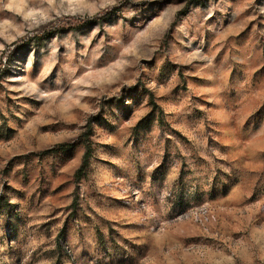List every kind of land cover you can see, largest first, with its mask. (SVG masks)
Segmentation results:
<instances>
[{
	"label": "rangeland",
	"instance_id": "374dc122",
	"mask_svg": "<svg viewBox=\"0 0 264 264\" xmlns=\"http://www.w3.org/2000/svg\"><path fill=\"white\" fill-rule=\"evenodd\" d=\"M0 264H264V0H0Z\"/></svg>",
	"mask_w": 264,
	"mask_h": 264
},
{
	"label": "trees",
	"instance_id": "16d2710c",
	"mask_svg": "<svg viewBox=\"0 0 264 264\" xmlns=\"http://www.w3.org/2000/svg\"><path fill=\"white\" fill-rule=\"evenodd\" d=\"M187 1L190 2V1H192V0H187ZM67 20H71V19H67ZM102 20H103L102 16H97L96 18H94L93 20H89L88 22H90V23H95V22H100V21H102ZM75 23H76V25H78L79 27L83 25V24H79V22H75ZM76 27H77V26H76ZM63 29L66 30L67 28H63ZM58 148L61 149V150H68V149L71 148V145H70V144H63V145H59ZM84 165H85V164H84ZM83 167H84V166H83ZM81 171H82V169H81Z\"/></svg>",
	"mask_w": 264,
	"mask_h": 264
}]
</instances>
